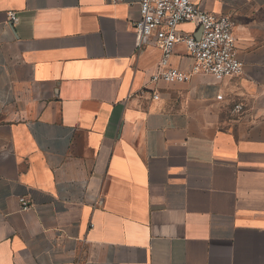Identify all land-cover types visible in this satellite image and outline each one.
Returning a JSON list of instances; mask_svg holds the SVG:
<instances>
[{
	"label": "crops",
	"instance_id": "crops-1",
	"mask_svg": "<svg viewBox=\"0 0 264 264\" xmlns=\"http://www.w3.org/2000/svg\"><path fill=\"white\" fill-rule=\"evenodd\" d=\"M139 3L0 0V264H264V0L202 1L235 22L221 83L153 82Z\"/></svg>",
	"mask_w": 264,
	"mask_h": 264
},
{
	"label": "built area",
	"instance_id": "built-area-1",
	"mask_svg": "<svg viewBox=\"0 0 264 264\" xmlns=\"http://www.w3.org/2000/svg\"><path fill=\"white\" fill-rule=\"evenodd\" d=\"M120 3L123 0H106ZM203 0H140V20L135 24V32L140 41L153 42L162 51V58L152 81L169 84L185 83L194 75H210L218 83L239 77L244 72V64L238 57L235 22L229 14L209 12L202 8ZM11 23L19 22L15 11L8 13ZM182 24H193L194 34L180 30ZM202 31L200 38L195 34ZM178 44H184L193 61L191 71L174 67L171 58ZM158 99V95H155ZM223 100V95L217 97ZM243 104H236L233 113L242 115ZM24 210L29 209L28 200L20 199Z\"/></svg>",
	"mask_w": 264,
	"mask_h": 264
},
{
	"label": "water",
	"instance_id": "water-1",
	"mask_svg": "<svg viewBox=\"0 0 264 264\" xmlns=\"http://www.w3.org/2000/svg\"><path fill=\"white\" fill-rule=\"evenodd\" d=\"M202 31L200 30L199 33L195 36L197 39L200 38V35H201Z\"/></svg>",
	"mask_w": 264,
	"mask_h": 264
}]
</instances>
